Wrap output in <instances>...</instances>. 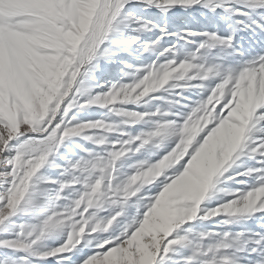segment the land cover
<instances>
[{
  "label": "snow or ice",
  "instance_id": "1",
  "mask_svg": "<svg viewBox=\"0 0 264 264\" xmlns=\"http://www.w3.org/2000/svg\"><path fill=\"white\" fill-rule=\"evenodd\" d=\"M0 264H264V0H0Z\"/></svg>",
  "mask_w": 264,
  "mask_h": 264
}]
</instances>
